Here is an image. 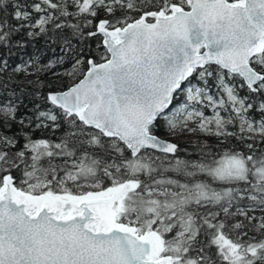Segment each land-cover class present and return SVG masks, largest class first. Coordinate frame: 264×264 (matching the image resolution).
Here are the masks:
<instances>
[{
	"label": "snow or ice",
	"instance_id": "obj_1",
	"mask_svg": "<svg viewBox=\"0 0 264 264\" xmlns=\"http://www.w3.org/2000/svg\"><path fill=\"white\" fill-rule=\"evenodd\" d=\"M29 44L71 83L0 99V264H264V0H0Z\"/></svg>",
	"mask_w": 264,
	"mask_h": 264
},
{
	"label": "trees",
	"instance_id": "obj_2",
	"mask_svg": "<svg viewBox=\"0 0 264 264\" xmlns=\"http://www.w3.org/2000/svg\"><path fill=\"white\" fill-rule=\"evenodd\" d=\"M6 55L9 68L0 73V99L6 98L8 95L14 93L15 96L20 97L25 105L21 108V112L31 110L33 108V101L40 102V97L45 95L49 90H61L71 83L70 78L64 73L71 70V63L66 59L63 64H55L54 67H48L49 62H55L56 58L61 55L58 48L52 49L42 44H29L26 48L18 49L13 47L10 55ZM32 58L37 61L35 67L29 66L26 72L16 73L13 71L17 65L22 64ZM25 73H32L33 76L29 80H25L23 75ZM185 133L178 135L177 138L164 135V138L171 139L177 142L180 148L182 157L193 155L195 148H184ZM196 136H193L187 143L195 146Z\"/></svg>",
	"mask_w": 264,
	"mask_h": 264
},
{
	"label": "flooded vegetation",
	"instance_id": "obj_3",
	"mask_svg": "<svg viewBox=\"0 0 264 264\" xmlns=\"http://www.w3.org/2000/svg\"><path fill=\"white\" fill-rule=\"evenodd\" d=\"M185 138H184V141L186 142L185 144H184V148H186V149H192V148H195V146H192V145H190V144H188L187 142L189 141V140H191V138H193V134H191V133H185Z\"/></svg>",
	"mask_w": 264,
	"mask_h": 264
},
{
	"label": "rangeland",
	"instance_id": "obj_4",
	"mask_svg": "<svg viewBox=\"0 0 264 264\" xmlns=\"http://www.w3.org/2000/svg\"><path fill=\"white\" fill-rule=\"evenodd\" d=\"M63 75H66V73H64ZM32 76H33L32 73H25V74L23 75V78H24L25 80H29V79L32 78ZM172 137H173V138H177L178 135H175V136H172Z\"/></svg>",
	"mask_w": 264,
	"mask_h": 264
}]
</instances>
